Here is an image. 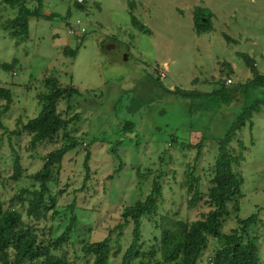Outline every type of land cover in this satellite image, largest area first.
Listing matches in <instances>:
<instances>
[{
    "label": "rangeland",
    "instance_id": "rangeland-1",
    "mask_svg": "<svg viewBox=\"0 0 264 264\" xmlns=\"http://www.w3.org/2000/svg\"><path fill=\"white\" fill-rule=\"evenodd\" d=\"M238 1L240 5H222L213 0L204 7L200 0H89L78 9L70 0H46V17L31 18L28 36L20 41L3 27L15 13L0 0V88L11 89L14 96L9 112L0 109V198L6 208L22 213L48 238L62 236L75 219L77 228L55 252L58 256L75 264H94L84 246L106 239L122 222V210L144 200L156 182L162 189L158 216L146 218L142 228L144 251L156 248L154 261L162 259L164 230L174 229L176 221H193L209 211L202 205L188 209L185 174L195 169L202 190L207 191L217 158L216 143L242 107L237 102L227 106L218 96H208L222 84L204 81H213L214 70L228 74V63L237 66V77L246 80L250 70L241 54L264 71V10L251 0ZM197 8L214 11L219 17L212 18L210 34H198L195 29ZM132 15L146 31L134 26ZM70 29L75 35H69ZM67 47L77 50L76 58L65 54ZM15 60L16 69L5 71L3 64ZM165 64L167 78L161 81L159 72ZM51 74L62 86L79 91L58 106L61 117L73 122L54 139L33 147L30 134L16 136L13 132L21 128L20 119L27 123L40 113L38 98L47 93L44 81ZM171 87L178 93H171ZM195 89L192 97L181 95ZM5 104L0 100L1 108ZM263 111L255 115L254 128H242L231 144L239 158L235 170L245 183L229 204L231 214L223 231L236 226L239 204L240 218L256 215L262 219L249 234L264 242ZM69 138L78 146L66 155L50 184L55 207L40 221L29 219L28 204L12 200L25 189L39 188L32 176L43 169L49 154L70 144ZM17 160L22 176L15 181ZM116 234L113 251L118 247ZM131 243L127 233L122 239L123 252L111 264H121ZM212 250L213 243L200 264H208ZM150 257L144 258L145 264Z\"/></svg>",
    "mask_w": 264,
    "mask_h": 264
},
{
    "label": "trees",
    "instance_id": "trees-1",
    "mask_svg": "<svg viewBox=\"0 0 264 264\" xmlns=\"http://www.w3.org/2000/svg\"><path fill=\"white\" fill-rule=\"evenodd\" d=\"M45 1L1 0L6 9L15 13V17L7 19L3 26L9 36L20 41L25 40L29 33L30 19L46 17L43 13ZM212 18V13H208L206 9H195L194 24L198 34L212 31ZM132 20L134 26L143 32L146 31L145 26L140 24L134 15H132ZM102 46L104 47L103 44ZM65 54L74 59L78 52L67 47ZM243 57L252 69L254 78L247 84L234 87L223 84L216 92L207 94L218 96L221 104L227 106L235 101L238 102L237 95H240L243 101L241 113L234 120L226 135L216 143L218 151L212 168L211 186L207 191L202 190V180L196 176L195 169H188L185 174L184 186L188 209L194 210L202 205L208 207L209 211L202 213L200 218L193 221H176L174 229L164 230L161 241L162 259L154 261L156 248L153 247L151 252L144 251L142 228L146 218L158 216V199L162 197V189L156 182L152 193L144 200H139L122 210V222L111 230L106 239L84 246L86 256L94 257V264H111L112 259H118L123 252L122 239L127 233L131 234L132 243L125 251L121 264H137L138 262L145 264L144 258L149 254L151 257L148 264H199L209 249L211 239L216 240V246L208 258V264H261L258 239L249 234V229L258 224V216L252 215L247 219L238 217L237 228L229 232L223 231L225 219L231 214L229 204L241 194L245 183L244 178L235 170V166L239 164V158L231 149V144L242 128L253 129L255 115L264 110V76L256 71L255 63L249 57L246 55ZM16 65L17 60L11 64H3V68L5 71L12 72L16 69ZM44 85L47 93L38 98L40 113L27 123L20 119L18 124L21 128L13 132L16 136H21L23 133L30 134L33 147L54 139L62 130L67 129L73 120L63 119L58 106L63 99L79 94V91L73 87L62 86L54 74L50 77L46 76ZM181 95L192 97L194 93ZM13 97L11 89L0 88V100L6 101L5 106L0 107L4 113L10 111ZM127 127L130 130V126L127 125ZM69 141L70 144L49 154L45 158L43 169L32 176L33 180L39 183V188L25 189L13 198L12 202L28 204L26 215L29 219L40 221L55 207L56 199L52 195L50 184L54 182L55 173L59 175L66 155L78 146L77 141L71 138ZM239 146L244 149L241 143ZM198 148L201 151L202 145ZM89 160L90 154L87 156V166ZM21 176L22 169L17 160L12 178L17 181ZM236 210L238 211L239 208ZM76 228L77 223L73 219L62 236L57 239L48 238L44 230L27 222L22 213L14 208H6L0 198V264H75L58 256L55 252L68 242ZM114 234H116L118 246L115 251L112 248ZM50 235L52 236V232Z\"/></svg>",
    "mask_w": 264,
    "mask_h": 264
},
{
    "label": "crops",
    "instance_id": "crops-1",
    "mask_svg": "<svg viewBox=\"0 0 264 264\" xmlns=\"http://www.w3.org/2000/svg\"><path fill=\"white\" fill-rule=\"evenodd\" d=\"M201 2H202V4H203V6L204 7H208V6H211V4H213V0H200ZM220 1H222V5L223 4H228L229 2H233V3H236L237 5H240L239 3V1L237 0V1H235V0H220ZM253 3H255L256 5L258 4L259 5V7H260V9H262V10H264V0H251ZM207 2H209L208 3V5H206V3ZM228 2V3H227ZM210 4V5H209ZM221 5V6H222ZM212 16H213V19H218L219 17L217 16V14L213 11L212 12ZM71 30V29H70ZM70 30H69V35H71V33H70ZM204 34H210V32H208V33H203L202 35H204ZM245 54H241V56H244ZM226 67H228V69L227 70H229L230 72L228 73V74H225V73H223V69H221L220 71H216V70H214V73H212L211 75V77H212V79H213V81H210V80H208V79H206L205 81H204V83H211V82H214V81H219L222 85L223 84H225V79L226 78H232L233 79V81H234V84L235 85H233V87L234 86H238L239 84L240 85H244V84H247L248 82H250L253 78H254V73H253V71H252V69L251 68H249V72H250V76H248L247 78H246V80L245 79H241L240 77H237L238 76V71L237 70H239L238 68H237V66H235L234 64L232 65L231 63H228V65H226ZM249 67V66H248ZM255 67H256V71L260 74V75H262V76H264V71H260L259 70V67H258V64L257 63H255ZM194 82H199L198 81V79H196ZM226 85V84H225ZM232 86V85H231ZM170 91H172V92H174L175 90H174V88L173 87H171L170 88ZM192 92L194 91V92H196L197 91V89H195V90H191ZM217 91V89H215V90H213L212 91V93L213 92H216ZM192 92H189V94L191 95L192 94ZM193 92V93H194ZM238 97H236V99H238V104L237 105H239V108H240V106L242 107V97L240 96V95H237ZM236 102V101H235ZM234 102V103H235ZM233 103V104H234ZM233 104H231V105H229V106H232ZM226 108H230V107H226ZM222 115H224V114H222ZM253 128H254V126H253ZM238 208H239V218H240V213H241V211H242V208L239 206V204H238ZM237 219V218H236ZM242 219V218H241ZM261 223H263V221H262V219H259V222H258V224L257 225H255V226H258L259 224H261ZM238 227V224H236V226L233 228V229H235V228H237ZM252 228V227H251ZM250 228V229H251ZM232 230V229H231ZM213 243V250H214V247L216 246V240H214V239H211V242H210V246H209V248L211 247V244ZM215 243V244H214ZM261 243H264L263 242V240H258V249H259V254H260V258H261V264H264V246L263 247H261ZM209 250V249H208ZM207 250V251H208ZM212 250V251H213ZM207 251H206V253H207ZM205 253V254H206ZM204 254V255H205ZM203 259V258H202ZM201 262H202V260H201ZM200 262V263H201ZM199 263V264H200Z\"/></svg>",
    "mask_w": 264,
    "mask_h": 264
},
{
    "label": "built area",
    "instance_id": "built-area-1",
    "mask_svg": "<svg viewBox=\"0 0 264 264\" xmlns=\"http://www.w3.org/2000/svg\"><path fill=\"white\" fill-rule=\"evenodd\" d=\"M72 3H74L75 5L76 4H79V5H86L88 3L89 0H70ZM82 31L84 32V29H82ZM70 33L71 34H74L75 35V30L71 29L70 30ZM168 65L165 64L164 65V70L160 71L159 72V77H160V80L163 81V80H166L167 78V72H168ZM225 84L226 86H231L234 84V81L232 78H226L225 79Z\"/></svg>",
    "mask_w": 264,
    "mask_h": 264
},
{
    "label": "water",
    "instance_id": "water-1",
    "mask_svg": "<svg viewBox=\"0 0 264 264\" xmlns=\"http://www.w3.org/2000/svg\"><path fill=\"white\" fill-rule=\"evenodd\" d=\"M77 8L78 9H83L85 6L84 5H79V4H76ZM113 46H108V49H111Z\"/></svg>",
    "mask_w": 264,
    "mask_h": 264
},
{
    "label": "flooded vegetation",
    "instance_id": "flooded-vegetation-1",
    "mask_svg": "<svg viewBox=\"0 0 264 264\" xmlns=\"http://www.w3.org/2000/svg\"><path fill=\"white\" fill-rule=\"evenodd\" d=\"M103 45H104V42L102 43ZM107 45V44H106ZM106 45H104V46H106Z\"/></svg>",
    "mask_w": 264,
    "mask_h": 264
}]
</instances>
